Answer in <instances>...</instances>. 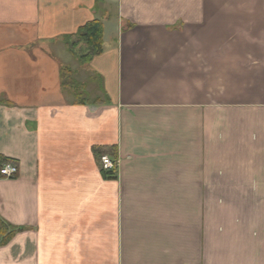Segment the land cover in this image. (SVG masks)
<instances>
[{
  "label": "crops",
  "instance_id": "crops-1",
  "mask_svg": "<svg viewBox=\"0 0 264 264\" xmlns=\"http://www.w3.org/2000/svg\"><path fill=\"white\" fill-rule=\"evenodd\" d=\"M0 156V264H264V0H0Z\"/></svg>",
  "mask_w": 264,
  "mask_h": 264
},
{
  "label": "trees",
  "instance_id": "trees-1",
  "mask_svg": "<svg viewBox=\"0 0 264 264\" xmlns=\"http://www.w3.org/2000/svg\"><path fill=\"white\" fill-rule=\"evenodd\" d=\"M64 45L67 50L76 58L80 64L89 63L95 56L103 52V23L99 19H94L87 22L78 28V30L71 35L63 37ZM60 79L63 89L74 92L76 96V103L78 104H101L104 100L96 98L95 100L84 99L80 89V84L75 80L74 71L64 66L60 70ZM8 160L0 156V166ZM99 161V160H98ZM106 177H111V172H104ZM8 227L0 222V229L2 234ZM14 233L11 230L4 236L3 241L7 240L9 236Z\"/></svg>",
  "mask_w": 264,
  "mask_h": 264
},
{
  "label": "built area",
  "instance_id": "built-area-1",
  "mask_svg": "<svg viewBox=\"0 0 264 264\" xmlns=\"http://www.w3.org/2000/svg\"><path fill=\"white\" fill-rule=\"evenodd\" d=\"M99 163L102 171L111 173H115L118 164L117 160H114L107 155L100 156ZM17 174L18 168L11 161H7L0 166V178L13 179L17 176Z\"/></svg>",
  "mask_w": 264,
  "mask_h": 264
}]
</instances>
